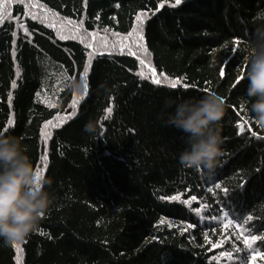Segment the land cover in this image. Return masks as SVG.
I'll use <instances>...</instances> for the list:
<instances>
[{
  "label": "trees",
  "instance_id": "1",
  "mask_svg": "<svg viewBox=\"0 0 264 264\" xmlns=\"http://www.w3.org/2000/svg\"><path fill=\"white\" fill-rule=\"evenodd\" d=\"M37 2L61 19L83 21L81 36L97 32L109 46L99 47V37L87 38L94 48L79 37L61 40L18 3L11 12L21 20L0 26V132L21 139L54 198L35 231L19 241L20 264H264V126L246 96L248 45L264 28V0H182L176 7L174 0ZM140 13H147L139 33L147 55L131 39L123 43L157 76L179 78L176 88L141 79L137 55L111 47L137 27ZM213 92L226 108L219 121L223 156L209 174L180 163L186 134L166 121L182 100ZM58 115L70 118L50 126L45 142L44 125ZM90 121L94 132L85 129ZM220 210L237 221L251 215L249 232L238 237L242 229L217 223ZM249 233L258 237L251 248L244 244ZM17 255L0 239V264H17Z\"/></svg>",
  "mask_w": 264,
  "mask_h": 264
},
{
  "label": "clouds",
  "instance_id": "2",
  "mask_svg": "<svg viewBox=\"0 0 264 264\" xmlns=\"http://www.w3.org/2000/svg\"><path fill=\"white\" fill-rule=\"evenodd\" d=\"M248 85L246 96L250 111L259 125H264V28H258L248 45ZM82 85L73 82V89ZM226 104L223 97L209 93L200 99H185L176 104L166 123L186 134L187 147L179 155L180 163L196 171L214 174L223 156V139L219 121ZM95 131L90 121L85 125ZM51 181H37V173L21 139L0 134V239L6 246L24 240L35 231L53 204V196L43 185Z\"/></svg>",
  "mask_w": 264,
  "mask_h": 264
},
{
  "label": "snow or ice",
  "instance_id": "3",
  "mask_svg": "<svg viewBox=\"0 0 264 264\" xmlns=\"http://www.w3.org/2000/svg\"><path fill=\"white\" fill-rule=\"evenodd\" d=\"M182 2V0H174V3H171L170 6L172 7H176L178 6L180 3ZM14 3H18V4H22L25 12L24 15L30 17L32 20H39L40 23L45 24L48 28H52L55 29L57 31V34L59 35V38L61 40H65V39H77L78 37L80 38V42L85 44V46L87 48H94L93 43H88L87 42V38L91 37L93 40H97V38L99 37V47L101 48H107L109 46V41L108 38L106 36L101 37L99 33L97 32H90V33H86L84 36H81V32L83 31V21H81L79 24H77L75 21L71 20V19H61L59 17V15L55 12H52L49 9H46L44 7L43 4H40L37 2V0H0V26L3 25V23L6 20H12V21H20L21 17L20 16H12V12H11V6ZM118 6V5H117ZM161 8L164 7V4L161 3L159 5ZM40 10L39 12H37L36 10ZM147 16V13H140L139 15L136 16V20H137V27L133 28L131 32H129L127 34V36L121 37L118 40L114 41L111 44V47L113 49H116L119 46V50L121 52H124L125 50H127V54L128 55H137L136 52L133 51L132 48V44H135L138 48L139 51L143 52L145 55H147L148 50L147 48L144 46V44L142 43L143 41V36L140 35V29L141 26L143 24L144 18ZM99 17H97L98 19ZM19 27L24 31V33L27 35L28 34V29L27 27L21 23L19 24ZM105 32L108 31V29H104ZM13 36H16V32L13 31L12 33ZM114 36L119 37L118 33H113ZM132 40V44H124L123 41H127V40ZM236 43L238 44L239 42L236 41ZM100 54H103L102 52ZM93 55H95V51L94 52H90L88 54V66L84 68L83 73L81 75V79H85L87 78L89 69L91 67L92 64V57ZM137 59L139 60V64L142 66L141 67V71H139L137 73V75L141 78V79H150L152 83L154 84H161L163 82H167L169 84L170 87L172 88H176L178 85L181 84V80L179 78L177 79H170L168 76L164 75L163 73H160L159 76H157L156 74V69L154 67L151 66L150 62H146L145 59L141 58L140 56L137 55ZM144 68H147L148 71L151 73V75L149 76L148 74L145 73V71L143 70ZM163 77V80L160 78ZM61 78L63 79H67L66 74L62 73L61 74ZM242 78V77H241ZM239 81H237L238 83ZM15 82L13 83V87H15ZM185 87H187V85H184ZM87 92V84H85V94ZM39 95V93L37 94ZM79 101L78 100H74L73 101V107H75L77 105ZM49 107H56L55 103H52L51 101H49ZM106 113L107 116L105 118H107L108 116L111 115L112 113V108L109 107L106 109ZM69 116H57L56 117V121L57 123H53V121H48L45 125H44V131L42 132V136L45 140V142H47L49 139H51V133L48 131V128L51 127H60L61 123L65 122L67 119H69ZM11 121H9V126H11ZM264 126V125H262ZM5 131H7V129H5ZM239 131L240 133H243L245 131V127L244 124H240L239 125ZM0 134H3L2 132H0ZM253 135L255 136L256 134L253 133ZM42 161H43V166L46 169L47 168V154L45 153L42 157H41ZM36 173H37V181L39 182L42 178H43V169H41L40 167H38L36 169ZM221 187L220 184H216L215 188L219 189ZM209 191H212V189L210 188ZM225 191H227L225 189ZM171 199L173 200H180V196H174ZM192 201H196V197L193 196ZM184 203H188V201H185ZM202 207H204L205 209H207L206 205H202ZM198 211V210H197ZM222 211V216L220 217V220L217 221V223H223L225 220L227 221L226 223H224V227L226 229H231L232 231H236L238 229H242V231L238 232V237L239 236H244L246 232H249V230L247 228L244 227V225H246L247 223L252 221V216L248 215L246 217H241L239 221H237L234 217L229 219L230 213L228 211H224V210H220ZM212 219L214 221L217 220L216 216H212ZM163 223V221H161ZM41 234L43 235V233L41 232ZM250 234V233H249ZM250 239L245 238L244 239V244L247 248H251L252 243H254L258 237L254 234H250ZM13 247L16 249L18 255H17V264H20V255L19 253L22 252V249L20 248V243L16 242L13 244ZM262 259H264V257H262ZM243 264H246V261L243 262Z\"/></svg>",
  "mask_w": 264,
  "mask_h": 264
}]
</instances>
